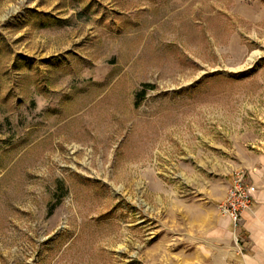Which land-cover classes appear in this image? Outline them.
Segmentation results:
<instances>
[{
	"label": "rangeland",
	"instance_id": "obj_1",
	"mask_svg": "<svg viewBox=\"0 0 264 264\" xmlns=\"http://www.w3.org/2000/svg\"><path fill=\"white\" fill-rule=\"evenodd\" d=\"M263 143L264 0H0V264H175Z\"/></svg>",
	"mask_w": 264,
	"mask_h": 264
},
{
	"label": "crops",
	"instance_id": "obj_2",
	"mask_svg": "<svg viewBox=\"0 0 264 264\" xmlns=\"http://www.w3.org/2000/svg\"><path fill=\"white\" fill-rule=\"evenodd\" d=\"M234 148L233 165L245 169L253 199V206L241 219L247 242L244 251H238L230 221L219 213L217 203L192 202L187 204L196 213L184 209L181 214L182 255L173 263L264 264V143L255 149ZM172 232L176 234L174 228Z\"/></svg>",
	"mask_w": 264,
	"mask_h": 264
},
{
	"label": "built area",
	"instance_id": "obj_3",
	"mask_svg": "<svg viewBox=\"0 0 264 264\" xmlns=\"http://www.w3.org/2000/svg\"><path fill=\"white\" fill-rule=\"evenodd\" d=\"M252 206L253 199L246 183V171L238 169L233 172L226 195L218 204L219 213L230 221L238 251H244L247 244L245 234L240 228L242 215Z\"/></svg>",
	"mask_w": 264,
	"mask_h": 264
},
{
	"label": "trees",
	"instance_id": "obj_4",
	"mask_svg": "<svg viewBox=\"0 0 264 264\" xmlns=\"http://www.w3.org/2000/svg\"><path fill=\"white\" fill-rule=\"evenodd\" d=\"M141 94H143L144 92L142 91V92H140Z\"/></svg>",
	"mask_w": 264,
	"mask_h": 264
}]
</instances>
